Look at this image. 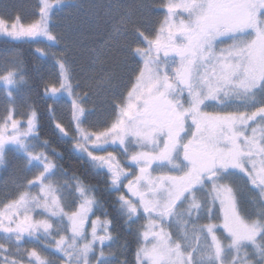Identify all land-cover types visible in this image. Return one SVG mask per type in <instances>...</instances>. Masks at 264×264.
<instances>
[{
    "label": "snow or ice",
    "instance_id": "1",
    "mask_svg": "<svg viewBox=\"0 0 264 264\" xmlns=\"http://www.w3.org/2000/svg\"><path fill=\"white\" fill-rule=\"evenodd\" d=\"M79 7L0 18V264H264V0L129 10L108 23L99 79L56 27Z\"/></svg>",
    "mask_w": 264,
    "mask_h": 264
},
{
    "label": "trees",
    "instance_id": "2",
    "mask_svg": "<svg viewBox=\"0 0 264 264\" xmlns=\"http://www.w3.org/2000/svg\"><path fill=\"white\" fill-rule=\"evenodd\" d=\"M35 0H0V18L15 19L17 16L21 20L27 22L32 11V5ZM80 7L73 9L71 15L61 14V17L56 25L57 29L63 33V39L66 40L75 56L74 64L77 71L83 79L95 77L100 78L98 69L101 67L109 68L115 64L109 49L112 44H106L107 26L113 18H119L121 15H126L127 11L131 10L133 17H141L147 15V5L150 0H82L79 1ZM113 41L122 39L120 36L112 38ZM10 47L0 43V50H5ZM23 56L31 65L32 56L34 53L28 45H23ZM95 62V63H94ZM96 69L97 71H93ZM119 71V69H117ZM99 95L96 97L97 108L104 107L105 94L109 85L103 84L97 86ZM25 91L21 87L17 92L18 101L23 100L22 93ZM40 108L42 117L44 116V102L38 97L33 96ZM5 103L0 91V111L3 110ZM44 131L42 135L48 136L57 148L64 152V163L68 168H75L78 161L73 153L69 151L66 144L59 143L55 136L50 135V130L47 125L46 118L43 120ZM5 173L0 172V181L5 178ZM113 237L120 239L122 242L125 239L123 231L113 232Z\"/></svg>",
    "mask_w": 264,
    "mask_h": 264
},
{
    "label": "rangeland",
    "instance_id": "3",
    "mask_svg": "<svg viewBox=\"0 0 264 264\" xmlns=\"http://www.w3.org/2000/svg\"><path fill=\"white\" fill-rule=\"evenodd\" d=\"M79 1H82V0H79ZM3 52H4V50H0V55H2ZM57 99H66V97H58ZM122 244H123V242L116 237H114L113 241L111 242L112 250L115 251L117 253V255H119L120 248H121Z\"/></svg>",
    "mask_w": 264,
    "mask_h": 264
}]
</instances>
